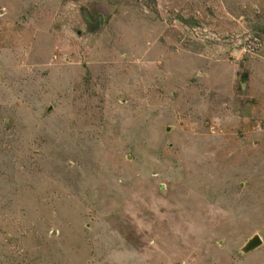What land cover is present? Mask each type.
Wrapping results in <instances>:
<instances>
[{
  "label": "rangeland",
  "instance_id": "rangeland-1",
  "mask_svg": "<svg viewBox=\"0 0 264 264\" xmlns=\"http://www.w3.org/2000/svg\"><path fill=\"white\" fill-rule=\"evenodd\" d=\"M0 264H264V0H0Z\"/></svg>",
  "mask_w": 264,
  "mask_h": 264
},
{
  "label": "water",
  "instance_id": "water-1",
  "mask_svg": "<svg viewBox=\"0 0 264 264\" xmlns=\"http://www.w3.org/2000/svg\"><path fill=\"white\" fill-rule=\"evenodd\" d=\"M263 245V241L259 235H254L251 239L247 241L243 247L244 253H251Z\"/></svg>",
  "mask_w": 264,
  "mask_h": 264
},
{
  "label": "flooded vegetation",
  "instance_id": "flooded-vegetation-1",
  "mask_svg": "<svg viewBox=\"0 0 264 264\" xmlns=\"http://www.w3.org/2000/svg\"><path fill=\"white\" fill-rule=\"evenodd\" d=\"M259 249V248H258Z\"/></svg>",
  "mask_w": 264,
  "mask_h": 264
}]
</instances>
